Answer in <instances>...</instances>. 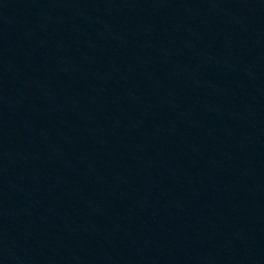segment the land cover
Returning a JSON list of instances; mask_svg holds the SVG:
<instances>
[{"label": "water", "instance_id": "1", "mask_svg": "<svg viewBox=\"0 0 264 264\" xmlns=\"http://www.w3.org/2000/svg\"><path fill=\"white\" fill-rule=\"evenodd\" d=\"M161 185L217 264H264V0H67Z\"/></svg>", "mask_w": 264, "mask_h": 264}]
</instances>
